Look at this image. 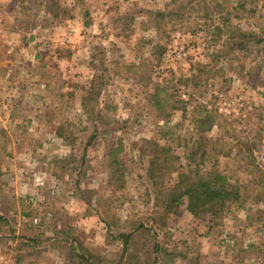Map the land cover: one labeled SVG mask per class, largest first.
<instances>
[{"label":"rangeland","instance_id":"1","mask_svg":"<svg viewBox=\"0 0 264 264\" xmlns=\"http://www.w3.org/2000/svg\"><path fill=\"white\" fill-rule=\"evenodd\" d=\"M0 19L14 41L7 53L0 36V65L16 69L0 77L17 81L0 85V264H86L76 244L98 264H163L153 241L171 253L164 264H264V0H0ZM228 26L263 42L214 35ZM157 84L178 106L169 119L148 110ZM206 109L219 119L201 130ZM153 140L182 172H220L241 198L218 218H195L185 199L153 224Z\"/></svg>","mask_w":264,"mask_h":264},{"label":"trees","instance_id":"2","mask_svg":"<svg viewBox=\"0 0 264 264\" xmlns=\"http://www.w3.org/2000/svg\"><path fill=\"white\" fill-rule=\"evenodd\" d=\"M214 35L217 33H226L229 41L234 39H240L238 44L239 49H242L249 40H257L255 43L263 42L260 38H257L255 33L244 32L235 27L228 26L226 30L222 31L220 27L213 28ZM236 42V41H235ZM142 65H133V72L135 75L141 69H146ZM131 67V66H130ZM129 67V68H130ZM196 76L187 78L186 81H195ZM264 85V82H263ZM176 101L173 96L169 94L168 90L162 85L157 84L154 87L152 93L148 97V110L157 113L163 119H169L171 112L177 108ZM205 115L196 119L197 126L201 130H208L212 128L214 122H217L219 117L215 112L205 110ZM62 135V133H59ZM151 148V155L149 160L148 176L157 192L156 204L158 207L161 205V212L163 217L159 216V221L155 219L153 224L158 227H162L161 224H166L165 218L176 208L183 203L186 199V208L192 213L195 218H202L205 215H211L212 217H222L230 203L236 202L241 198L238 188L233 187L228 181L227 177L220 172H208L206 175L199 174L195 171L193 177L192 172H182L181 157L172 153L169 147L161 145L157 140L148 141ZM121 147H111L108 151L109 167L112 170V178L120 175V162L117 159L118 153H120ZM56 161V160H55ZM58 161V160H57ZM56 164V163H55ZM58 165V164H57ZM56 166V165H55ZM58 167L53 170L54 174L58 173ZM174 173H177V181L174 184H166V178H170ZM123 184H121L122 186ZM167 187V191L164 193V187ZM160 212V214H161ZM159 213V212H158ZM135 229H143L144 225L139 224L134 227ZM55 234H62L61 231H56ZM133 233L122 232L119 234V238L124 240V250L128 249L131 243ZM152 250V256L155 260H162L163 264L166 263L171 253H168L164 247H161L158 241H153L150 244ZM71 250L78 257H80L86 264H98L95 256L89 252L82 244H76L71 246Z\"/></svg>","mask_w":264,"mask_h":264},{"label":"crops","instance_id":"3","mask_svg":"<svg viewBox=\"0 0 264 264\" xmlns=\"http://www.w3.org/2000/svg\"><path fill=\"white\" fill-rule=\"evenodd\" d=\"M2 31H3L2 34H0L1 38H4L2 40L4 41L5 44H9L8 50L6 49V51L8 53V52H10V50H12L14 48V41H10L9 38L7 37V32H6V29H5V24L3 22H2ZM0 54H1L2 57H5L6 56V54L3 51H1ZM14 67L15 66H11V65H2V63H1V65H0V72H5V71L7 72L9 70H12ZM15 71H16V69H15ZM3 83L4 84L5 83L12 84L11 89H13L14 87L16 88L17 81H16V79L13 80V81H11V79L9 81H6V80L1 79V77H0V85L3 84ZM3 85H1V86H3ZM14 94L15 93H13L11 96L12 97H16ZM18 101H13L12 99H11V102H10V100H7L6 101L7 102L6 105L8 104V105L11 106V109L9 110V112L7 114H4L6 121H11L12 120V121L16 122L17 115H16L15 112H16L17 107H19V105L21 104V102H18ZM4 105H5V102H4ZM8 132L9 131H6V133H8ZM58 135L59 136H62L61 134H58ZM22 150L23 151H29V152H36V151H38V148L34 149V148L28 146V147H23ZM52 167H53V165H52ZM52 167H51V165H49V168H48L49 169L48 170L49 172H47V173L50 174L54 178H58L57 175L53 173V170L54 169ZM20 212L22 214H24V210H20ZM25 242H27V239H24V241L21 242V245H20L21 246L20 247V250L21 251H22L23 247L27 245ZM28 243L30 244V242H28ZM20 255H22V254H20Z\"/></svg>","mask_w":264,"mask_h":264},{"label":"built area","instance_id":"4","mask_svg":"<svg viewBox=\"0 0 264 264\" xmlns=\"http://www.w3.org/2000/svg\"><path fill=\"white\" fill-rule=\"evenodd\" d=\"M2 31V22H1V19H0V32Z\"/></svg>","mask_w":264,"mask_h":264}]
</instances>
